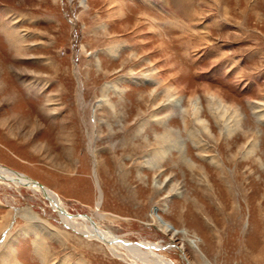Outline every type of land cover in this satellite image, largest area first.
<instances>
[{
  "label": "rangeland",
  "instance_id": "1",
  "mask_svg": "<svg viewBox=\"0 0 264 264\" xmlns=\"http://www.w3.org/2000/svg\"><path fill=\"white\" fill-rule=\"evenodd\" d=\"M0 165L174 264H264V0H0ZM0 264L160 263L0 178Z\"/></svg>",
  "mask_w": 264,
  "mask_h": 264
},
{
  "label": "bare ground",
  "instance_id": "2",
  "mask_svg": "<svg viewBox=\"0 0 264 264\" xmlns=\"http://www.w3.org/2000/svg\"><path fill=\"white\" fill-rule=\"evenodd\" d=\"M95 172V171H94ZM0 178L13 183L15 187H26L34 192L42 194L50 203L52 208L57 211L63 223L76 230L88 238L96 239L108 245L110 248L118 246V248L125 249L137 253L138 255H150L160 264H174L165 259V257L157 252L158 246L150 242H139L137 244L120 240L110 234L104 232L94 221L89 217L72 216L66 209L65 204L57 193L49 187L33 180L29 176L10 169L9 167L0 165ZM101 191V190H100ZM99 203L102 202V193L100 194ZM138 258V257H137Z\"/></svg>",
  "mask_w": 264,
  "mask_h": 264
}]
</instances>
